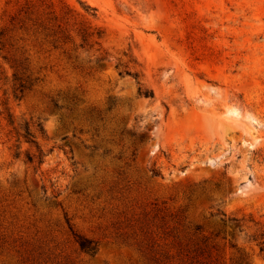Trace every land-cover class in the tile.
<instances>
[{"label":"rangeland","instance_id":"374dc122","mask_svg":"<svg viewBox=\"0 0 264 264\" xmlns=\"http://www.w3.org/2000/svg\"><path fill=\"white\" fill-rule=\"evenodd\" d=\"M263 242L264 0H0V264Z\"/></svg>","mask_w":264,"mask_h":264},{"label":"trees","instance_id":"16d2710c","mask_svg":"<svg viewBox=\"0 0 264 264\" xmlns=\"http://www.w3.org/2000/svg\"><path fill=\"white\" fill-rule=\"evenodd\" d=\"M24 137L26 138V140L29 143H33L31 140L28 139V137H30V134H29L27 129L25 131V136ZM77 242H78V246H79V248L81 250L86 251V252H93L94 251V247H91V245L87 241H85L84 239L78 238Z\"/></svg>","mask_w":264,"mask_h":264}]
</instances>
